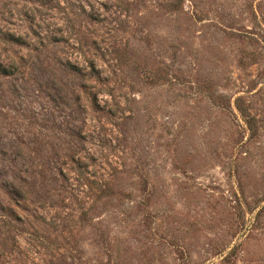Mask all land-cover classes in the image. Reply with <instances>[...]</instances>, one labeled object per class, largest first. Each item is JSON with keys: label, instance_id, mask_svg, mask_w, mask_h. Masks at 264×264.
Returning <instances> with one entry per match:
<instances>
[{"label": "rangeland", "instance_id": "rangeland-1", "mask_svg": "<svg viewBox=\"0 0 264 264\" xmlns=\"http://www.w3.org/2000/svg\"><path fill=\"white\" fill-rule=\"evenodd\" d=\"M0 264H264V0H0Z\"/></svg>", "mask_w": 264, "mask_h": 264}]
</instances>
